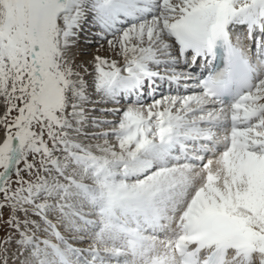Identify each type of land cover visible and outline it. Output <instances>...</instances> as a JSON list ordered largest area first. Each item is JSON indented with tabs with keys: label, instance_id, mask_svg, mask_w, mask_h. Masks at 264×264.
I'll return each instance as SVG.
<instances>
[{
	"label": "snow or ice",
	"instance_id": "obj_1",
	"mask_svg": "<svg viewBox=\"0 0 264 264\" xmlns=\"http://www.w3.org/2000/svg\"><path fill=\"white\" fill-rule=\"evenodd\" d=\"M0 264H264V0H0Z\"/></svg>",
	"mask_w": 264,
	"mask_h": 264
},
{
	"label": "rangeland",
	"instance_id": "obj_2",
	"mask_svg": "<svg viewBox=\"0 0 264 264\" xmlns=\"http://www.w3.org/2000/svg\"><path fill=\"white\" fill-rule=\"evenodd\" d=\"M89 51H91V49ZM84 59H90V58L89 57H85Z\"/></svg>",
	"mask_w": 264,
	"mask_h": 264
},
{
	"label": "bare ground",
	"instance_id": "obj_3",
	"mask_svg": "<svg viewBox=\"0 0 264 264\" xmlns=\"http://www.w3.org/2000/svg\"><path fill=\"white\" fill-rule=\"evenodd\" d=\"M95 49H91V51H94ZM90 58V57H89Z\"/></svg>",
	"mask_w": 264,
	"mask_h": 264
}]
</instances>
